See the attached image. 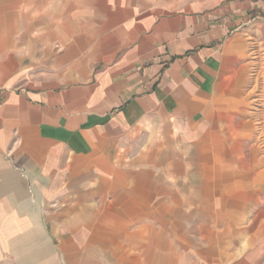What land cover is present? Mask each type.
Here are the masks:
<instances>
[{"label":"crops","instance_id":"crops-1","mask_svg":"<svg viewBox=\"0 0 264 264\" xmlns=\"http://www.w3.org/2000/svg\"><path fill=\"white\" fill-rule=\"evenodd\" d=\"M261 145L264 0H0V264H264Z\"/></svg>","mask_w":264,"mask_h":264},{"label":"rangeland","instance_id":"rangeland-1","mask_svg":"<svg viewBox=\"0 0 264 264\" xmlns=\"http://www.w3.org/2000/svg\"><path fill=\"white\" fill-rule=\"evenodd\" d=\"M259 150H260V153L262 155H264V145H261V147H260ZM216 151H218V149L215 150V153H216ZM214 166L216 168H218V167H228L227 164H222V163H218V162H215ZM249 166H251V168ZM230 169H231V173H232V174H230V176H232V177L235 176L237 178H239V176H236L237 173H240L241 176H244L245 174L248 175V174H251V172H254V171L255 172H259V173L261 172L262 173V177H263V182H264V163L263 164H257V165L231 164L230 165ZM234 172H236V173H234ZM249 176H251V175H249ZM219 190H221V189L219 188ZM216 191H218V188H217ZM263 192H264V189H263ZM262 199H263V203H261V204L258 203V204L255 205L256 207H258V209H257L258 211L257 210L255 211L254 210L255 208L252 206L250 208L251 209V212L249 214H254V213L255 214H258L260 212L259 207L261 209H264V194H263ZM248 246H250V245H248Z\"/></svg>","mask_w":264,"mask_h":264}]
</instances>
